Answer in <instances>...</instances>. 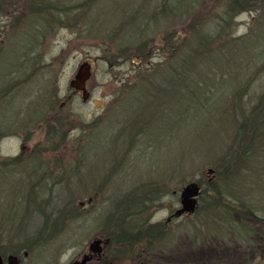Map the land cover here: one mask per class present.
Here are the masks:
<instances>
[{
	"label": "rangeland",
	"instance_id": "374dc122",
	"mask_svg": "<svg viewBox=\"0 0 264 264\" xmlns=\"http://www.w3.org/2000/svg\"><path fill=\"white\" fill-rule=\"evenodd\" d=\"M208 33L178 86L174 48ZM92 59L83 100L70 82ZM261 103L264 0H0L6 264H71L111 219L162 225L193 182L197 211L148 264H264V114L236 137Z\"/></svg>",
	"mask_w": 264,
	"mask_h": 264
},
{
	"label": "trees",
	"instance_id": "16d2710c",
	"mask_svg": "<svg viewBox=\"0 0 264 264\" xmlns=\"http://www.w3.org/2000/svg\"><path fill=\"white\" fill-rule=\"evenodd\" d=\"M31 6H32L31 7L32 10L34 8H36L34 5H31ZM37 8H39V6ZM208 36H211L210 33L205 35V37H203V38H199L197 46L193 45L186 52L184 51V50H186V48L182 44L178 45L177 47H179V48H177L176 50L174 48V50H173L174 54L176 53V55L178 57H185V56L186 57L184 58L183 65L179 64V66H178V64H177V67H175V69H174L175 75L173 76V78L175 79L176 82L173 80V83L175 82L177 84V83H179V80L186 83L187 73H189L190 68L194 67L192 65H195V68H198V64L196 63V61L192 62L190 65H188V61L194 60L195 56L193 54L196 52H200L201 51L200 49L203 47L202 46L203 44L209 46ZM211 51H213V50H211ZM172 68L173 67H170V69H172ZM172 71L170 70L166 75H164L165 78H171L172 77ZM170 72H171V75H169ZM207 73H209V72H207ZM183 77H185V79ZM176 90L179 92H185L182 89H178V88ZM261 102H263V101H261ZM259 107H262L261 109H258L260 112L256 113L255 110L252 111V116H251L249 123L244 122L243 124L241 123V125L239 126L240 128H239V131H238V134L236 137H241L242 141H247V137H248L249 132L253 131L255 133L256 130H258V129L260 130V127L263 126L262 125L263 121L261 122V117H263L262 114H264V103H261L256 108H259ZM263 124H264V122H263ZM212 184H213V182H209V185H212ZM201 193H202V191H201ZM144 202L146 205L147 200ZM248 213L253 216V214L251 212L248 211ZM126 221L127 220L124 218V219H122V221L119 220L118 222L116 219V223H112V219L110 220V222L112 224L109 222V225H111V227H112V233L106 234V235L110 239L109 252L112 255H114L115 258H121V259L129 258V257L137 258L139 253H143V250L148 249V250L152 251L154 247H151V246L154 243H156V241H160V239L164 238V236L166 235V231L165 232L159 231L158 239H156V237H153L152 236L153 231L152 230L150 231V228L152 227V225L149 222L144 223L143 224L144 226H141L137 230L133 231L130 228L128 229V227L126 226L127 225Z\"/></svg>",
	"mask_w": 264,
	"mask_h": 264
},
{
	"label": "water",
	"instance_id": "95a60500",
	"mask_svg": "<svg viewBox=\"0 0 264 264\" xmlns=\"http://www.w3.org/2000/svg\"><path fill=\"white\" fill-rule=\"evenodd\" d=\"M94 70V59L84 61L78 68V71L73 80L70 82V86L75 91H81L83 100H87L90 97V92L87 88L88 81L92 76ZM212 168L208 169V173H213ZM201 193V187L199 184L193 182L189 183L181 191V208L176 211V216L184 213H194L197 209L198 200L197 196ZM100 240H95L91 243L90 249L96 252H100L99 248ZM16 258L9 257V262L12 263ZM89 256L85 255L81 260H76L71 264H87ZM0 264H6L5 260L0 252Z\"/></svg>",
	"mask_w": 264,
	"mask_h": 264
},
{
	"label": "flooded vegetation",
	"instance_id": "af4514ba",
	"mask_svg": "<svg viewBox=\"0 0 264 264\" xmlns=\"http://www.w3.org/2000/svg\"><path fill=\"white\" fill-rule=\"evenodd\" d=\"M90 92V91H89ZM75 93H78V91H75ZM90 95H91V92H90ZM25 147V145H22V148H24ZM14 161V160H13ZM9 165V164H8ZM7 166V165H6ZM38 168V167H37ZM37 173H38V171H37ZM184 188V187H183ZM182 188V189H183ZM182 191V190H181ZM181 191H180V203H181ZM175 193V192H174ZM200 196H201V193H200V195L199 196H197V200H198V203H199V199H200ZM91 200V199H90ZM181 208V207H180ZM180 208H178V209H180ZM197 208H198V205H197ZM178 209H175V211L174 212H172L166 219H165V221H164V224L161 226L159 223H154V222H149L151 225H152V227L150 228V231L152 230L153 231V233H152V236L153 237H156V239H158V235H159V231H166L167 232V230H168V225L172 222V221H174V220H176V219H181V218H184V217H189V215H191L190 213H184V214H181V215H179V216H176V211L178 210ZM196 211H197V209H196ZM195 211V212H196ZM194 212V213H195ZM109 220H106V222H108ZM129 229V228H128ZM110 233H112V227H111V225H109V224H107L106 223V226H105V228H104V232H103V234H99V236H97V237H95L94 239H93V241H95V240H100L101 242H100V244H99V248L101 249V251L100 252H96V251H93V250H91L90 249V246H91V243L93 242H90V244H89V251L88 252H85V253H83V255H82V257L81 258H79V259H76V260H81L85 255H88L89 256V260H88V262H87V264H105V258L104 257H106L108 254H111L110 252H109V248H110V239L107 237V235L106 234H110ZM158 242L159 241H156V243H154L151 247H154L153 248V250L152 251H150V250H143V253H139L138 254V257L136 258V259H138V260H142L143 259V264H148V263H150L149 261V259H148V257H149V254H152V253H154L158 248H159V246H158ZM156 253V252H155ZM3 256V255H2ZM104 256V257H103ZM144 256V257H143ZM13 257H15V256H13ZM4 258V257H3ZM16 258V257H15ZM130 259H135V258H132V257H129ZM129 258H125V259H129ZM4 260H5V258H4ZM76 260H74V261H76ZM16 261H18V259H15L12 263H16ZM73 261V262H74ZM72 262V263H73ZM5 263H6V260H5Z\"/></svg>",
	"mask_w": 264,
	"mask_h": 264
}]
</instances>
